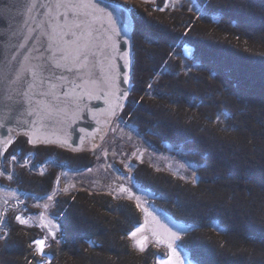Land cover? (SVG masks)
Returning <instances> with one entry per match:
<instances>
[{
  "label": "trees",
  "instance_id": "trees-1",
  "mask_svg": "<svg viewBox=\"0 0 264 264\" xmlns=\"http://www.w3.org/2000/svg\"><path fill=\"white\" fill-rule=\"evenodd\" d=\"M110 1L130 11L137 57L132 94L117 115L199 174L183 183L137 168L136 182L165 202L161 212L197 228L180 243L196 264H264V0ZM150 83L161 95L145 91ZM163 93L186 99L174 104ZM44 148V157H55ZM60 150L57 163L77 164L79 151ZM93 195L67 199L59 217L71 250L60 239L45 264H153L128 237L140 222L137 208ZM104 208L112 209L107 217ZM37 230L13 225L10 241L0 244V264H37Z\"/></svg>",
  "mask_w": 264,
  "mask_h": 264
},
{
  "label": "water",
  "instance_id": "water-1",
  "mask_svg": "<svg viewBox=\"0 0 264 264\" xmlns=\"http://www.w3.org/2000/svg\"><path fill=\"white\" fill-rule=\"evenodd\" d=\"M136 1L152 3L155 0ZM70 3L76 7L69 10ZM25 5L35 7L29 12ZM78 17L87 22L86 30L90 33L91 50L95 54V59L89 56L90 67L85 71L100 72V77L76 79L75 84L79 87L73 89L72 85L60 84L45 72L43 76L47 82L34 89L31 104L7 101L2 89L4 78L14 75L13 66L23 70L42 63L37 51L40 46L53 45L45 56H49L55 47H63L60 36L64 26L79 23ZM113 21L117 29L127 25L128 35L118 39L109 30ZM132 31L129 9L110 0H0V151L13 133L27 134L33 143L40 141L76 151H81L89 139H94L97 144L108 130L102 119L114 116L121 108L116 106L119 92L131 89L122 101L124 104L133 90L132 67H119L124 53L132 50L129 39ZM120 71L129 73L127 84L119 79ZM52 84H56L55 89H51ZM49 90L58 99L46 97L44 93ZM66 92L69 93L67 97ZM152 230L156 234L153 236L169 241L172 233L181 236L189 231V226L160 213L153 220Z\"/></svg>",
  "mask_w": 264,
  "mask_h": 264
},
{
  "label": "rangeland",
  "instance_id": "rangeland-1",
  "mask_svg": "<svg viewBox=\"0 0 264 264\" xmlns=\"http://www.w3.org/2000/svg\"><path fill=\"white\" fill-rule=\"evenodd\" d=\"M122 1L127 2L128 0ZM136 2L142 4L151 3ZM186 55H189V53H186ZM110 119V122L114 121V125H109V127H111L107 130L101 141L99 140V142L94 145L96 148H92L93 145L91 143L88 144L84 150L79 151L80 154L75 155L77 166L67 167L62 172L60 184H58L57 187L54 186L51 192L53 194L56 193V197L54 198L55 201L53 199L44 198L39 205L40 210L37 214L30 217L20 216L26 222L22 225H37L39 227L37 231L42 232V234H38L39 237L37 236L38 238L36 239H46L44 255L39 254L37 246L33 244L32 249L35 255L38 256V261L43 260L45 263L49 261L47 258L49 256L48 252L50 251V246L60 241V232L62 229L59 215L63 211L67 199H71L73 194L80 191L88 192L89 196L93 194H98L99 197L102 195L108 196L115 199L116 202H125L128 203L130 207L137 208L140 213V222L133 226L131 232L142 225L144 227L135 237L130 235L131 232L129 233L128 237L131 246L137 252H150L153 264H157L158 260L166 258L169 252L166 244H159L157 242L158 237L149 236L145 225L148 220L147 215L149 208L154 211L155 207L161 209L167 207V205H165L164 201H160L157 198L154 191L140 187L134 177L135 171H137V168L141 169L143 172L145 169H147V171L151 169L154 174H156L155 178L158 180H165L166 178L164 176L167 177L169 175L172 179L176 178L185 183L187 180H194V174L199 177V174H196L198 169L193 168L184 157L178 154L154 149L141 137L137 129L122 120L120 115H116ZM102 123L107 125L106 119H102ZM89 151H92V154H89ZM90 156L93 158H90ZM81 166L83 167L81 168ZM122 186L125 187L122 188ZM41 193H37V195ZM98 195L96 197H98ZM14 198L15 197L11 195V199ZM110 206L112 207L113 204L111 203ZM107 210L109 211H106L104 208L100 213L107 217L112 209L107 208ZM159 211L161 212V210ZM211 227L215 228L214 225H211ZM196 229L197 228L189 226V231L179 236L180 239L175 241V244L179 245L178 251L181 257L184 258L185 264H187L188 261H191L192 264L196 263L187 251L183 249L180 243L185 242V237ZM51 233H55L56 237L53 238ZM145 235L149 237V240L146 242L144 251H141L138 241H143ZM9 241L10 238L8 239V242ZM13 242L16 244L15 240L10 243ZM1 243H5L3 239L0 240V244Z\"/></svg>",
  "mask_w": 264,
  "mask_h": 264
},
{
  "label": "snow or ice",
  "instance_id": "snow-or-ice-1",
  "mask_svg": "<svg viewBox=\"0 0 264 264\" xmlns=\"http://www.w3.org/2000/svg\"><path fill=\"white\" fill-rule=\"evenodd\" d=\"M35 5L29 7L25 5L27 11H31ZM69 10L71 8L76 7L75 4L68 5ZM63 18V17H62ZM79 23H71L66 24L65 30L63 34L60 36V41L64 45L63 47H55L54 51L50 53L49 56H45L44 53L47 52L49 49L53 48V45L49 44L47 47L44 45L40 46L39 51L40 57L42 58V63L38 64L36 67L32 69H23L17 70L15 66H13L12 72L14 75L6 76L4 78V86L2 89V94L6 98L7 101L15 104L22 105L24 102L31 104L32 96L34 94V89L37 87H43L46 82L47 78L43 76V73L47 72L51 77H54L58 83L64 85H72L73 89L79 87V85L75 84L76 79H83L85 76L92 78L100 77V72H92V71H85L89 69V56L92 55L93 59H95V54L92 53V45L89 40L90 33L86 30L87 29V22L86 20L79 18ZM113 27L109 29L118 39L124 35H128V26H121L119 29L115 27V22L113 21ZM132 41L133 48L131 52H126L121 57L122 63L119 65L121 69L134 67L137 57L133 54L135 53V36L134 33L132 36L129 37ZM91 67H96V65H91ZM57 71L60 72L57 75ZM67 73V74H65ZM179 75V73H176ZM71 76L73 79L70 80L68 77ZM129 73L120 71L119 72V79L122 83H128ZM134 78V74H133ZM39 81V84L37 83ZM56 84L51 85V89H55ZM128 91L131 89H127L125 91L119 92V97L117 100V107H123L122 101L127 96ZM148 94H157L161 95V93L157 92L154 88L153 84H149L147 89L145 90ZM46 97H51L52 99H58L57 96L54 95V92L49 90L48 92L44 93ZM65 97L69 95V93H64ZM162 95L169 96L171 103L179 104L181 100L186 99L182 95H175L173 96L170 93H163ZM186 102H191L187 101ZM4 107H8V104H4ZM221 115L225 118L230 117V113L227 109L221 110ZM221 115L217 116V121L223 123L221 120ZM227 130V129H225ZM31 143V141H29ZM15 159V157H13ZM196 180V176L194 174L193 177ZM146 211V209H145ZM17 220L20 221L21 224L26 223L21 217L17 216ZM143 225L136 228L135 231L131 232L130 235L135 237L138 232L143 230ZM170 231V230H169ZM53 238L56 237L55 233H51ZM153 235H156L153 233ZM10 233H3L0 234V239H3L5 244H7L9 239ZM60 239L62 245L67 247L71 250L70 244L67 240V237L64 233L61 232ZM180 237L177 236L175 233L171 234V238L169 241H165L163 238L158 237L157 242L159 244H166V247L169 249V252L166 255V258H162L157 261V264H185L184 258L181 257L180 252L178 251L179 245L175 244V241L179 240ZM149 240V237L145 235L143 237V241H138L140 245V250L144 251L146 242ZM46 243V239H34L33 244L37 246V251L39 254L44 255V246ZM37 264H45V261L40 260ZM187 264H192L191 261H188Z\"/></svg>",
  "mask_w": 264,
  "mask_h": 264
},
{
  "label": "flooded vegetation",
  "instance_id": "flooded-vegetation-1",
  "mask_svg": "<svg viewBox=\"0 0 264 264\" xmlns=\"http://www.w3.org/2000/svg\"><path fill=\"white\" fill-rule=\"evenodd\" d=\"M120 109L114 116L119 113ZM112 117L103 118L104 120L106 119L108 130L114 125V121L110 122V118ZM109 125L111 126L109 127ZM29 141H31V139L27 134L13 133L11 140L1 147L0 234L11 233L13 225L22 228L39 229L37 225H22L16 217H30L37 214L40 210L39 205L44 198L53 199L55 201L54 198L56 197V193L42 195L41 192H43V187L48 186L47 182L52 181L55 177L56 181L54 185L57 187L62 179V172L65 168L71 167L66 163L59 164L56 162L58 157L57 153L61 151L60 148L66 151V147L45 145L40 141L36 143L31 141V143H29ZM90 143L93 145L92 148H96L94 146V139L87 140L85 147ZM44 147L54 149L56 153L55 157H44V149H46ZM84 148L82 150H84ZM13 157H15V159H13ZM124 187L125 186H122V188ZM37 193L41 194L37 195ZM11 195L15 198L11 199ZM157 209L158 208L155 207L153 211V209L149 208L147 215L148 220L145 225L146 229L153 228V220L157 214L161 213L159 209Z\"/></svg>",
  "mask_w": 264,
  "mask_h": 264
}]
</instances>
